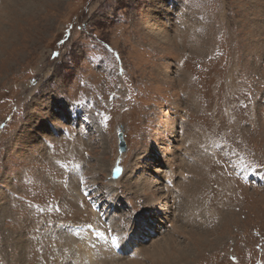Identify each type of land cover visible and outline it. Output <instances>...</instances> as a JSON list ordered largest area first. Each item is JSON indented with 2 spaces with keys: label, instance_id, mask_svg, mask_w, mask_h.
Masks as SVG:
<instances>
[{
  "label": "rangeland",
  "instance_id": "obj_1",
  "mask_svg": "<svg viewBox=\"0 0 264 264\" xmlns=\"http://www.w3.org/2000/svg\"><path fill=\"white\" fill-rule=\"evenodd\" d=\"M34 1L30 9L31 0H0V264H61L56 235L80 244L74 232L97 226L89 217L108 171L126 161L121 176L132 173L145 193L165 164L144 159L136 170L138 157L154 146L177 152L193 131L210 167L192 168L190 198L171 232L146 246L152 258L140 250V264H264V0H166L186 19L183 32L169 30L178 48L163 50L146 27L160 0ZM123 89L131 109L122 113ZM173 108L191 114L179 141L158 134L181 122ZM127 176L117 223L130 227L157 198L132 196ZM107 256L99 264L125 263Z\"/></svg>",
  "mask_w": 264,
  "mask_h": 264
},
{
  "label": "bare ground",
  "instance_id": "obj_2",
  "mask_svg": "<svg viewBox=\"0 0 264 264\" xmlns=\"http://www.w3.org/2000/svg\"><path fill=\"white\" fill-rule=\"evenodd\" d=\"M168 1L169 0H167V2ZM30 6H31L30 9L35 8L36 4L34 0H31ZM165 7H167L166 0H160L157 3V6H155L154 9L152 10L153 16L152 17L150 16V23L146 25L149 36L155 40V43L153 44H155L156 48H159L160 50H163V48H167V47L178 48V46L176 47V44L178 43L180 37L176 35L174 36L175 38L173 39V37L170 36L169 30L174 29L176 30L175 33H177V32H183L182 30L185 29L184 28L185 23L181 22L182 20L186 19L183 16V12L179 10V8H177L176 6H174L173 8L168 7V9ZM169 16H171V18L173 19V21L175 20V22H169L170 21ZM184 32L187 33V30ZM181 74L182 72L180 73V75ZM163 75L166 78H169L166 76L165 73ZM123 91L124 89L119 93V96H118V98L120 99L119 107H121L122 113L128 112V110L131 109V105H130L131 102L129 100L130 96L129 97L123 96L122 95L124 94ZM179 91H180V95L181 93L185 92L184 90L183 92L181 90ZM125 94L130 95V93L126 91H125ZM111 97H113L112 94L110 95V98ZM187 98L188 97H185L183 98V100H187ZM192 104L194 105V103ZM125 107L127 110L122 111V109ZM173 110H174V116H178L181 122L178 121V123H176L177 121H175L176 127L173 130L168 131V133L163 131L162 133H158V134H162L163 136H167V137L177 138L180 133H183V129L185 128V123H187L186 118L190 119L191 114L190 112L185 111V110L179 111L178 108H173ZM181 113L183 116L181 115ZM149 114H148L149 115L148 117H152L155 113L152 111V113L150 112ZM91 123L93 124L94 122H91ZM176 129L177 131H175ZM122 131L124 132L123 129ZM84 135L87 136L86 133H81V137H84ZM155 135L157 134L155 133L154 136ZM182 137H185L184 140L186 141V143L189 144V146L187 147L185 143L184 147L182 148L179 147L177 149V152L169 151V150L166 152H163L159 148L160 146H154L155 139L153 136L152 137L150 136L142 137V139L148 140V141L150 138L149 144H153L154 150L157 151V148H158V151L156 153L155 151H152V152L149 151V153L145 152L147 154L144 153L142 157H138V159L136 160L137 161L136 170H138V168L141 167L140 162H142L144 159L146 161H154L156 162V165L158 166H160V164L164 162L165 167L155 168V171H153L154 172L153 178L150 180H147L149 184L146 185L145 183H143L147 187V189L145 190V193L149 192L150 195H146L144 193V190L139 188L140 185L137 186L138 182H133L134 175L132 173H130L129 176H127L126 174L127 176L126 183H128L127 185L130 187V190L133 192L135 191L142 192V193L139 192L137 195H135L134 193L130 191L129 193H131L132 196L141 198L142 197L141 195H145V197L154 195L156 196L154 198H157V200L155 201L157 203H151V205H148L151 202L150 201L151 199H150L149 200L150 202L148 204L146 203L145 205L146 210H147L146 213L144 214L142 213V215H138L137 217H135L132 225L130 227L124 228L123 230H121V224L117 223V219H120L121 215L123 214L122 209L125 207L124 202L122 200L123 196H120L118 194V190H120L121 188L120 189L118 188L120 186L122 187L123 180L126 178V176H123V175L121 176V173H116L115 171H112V172L108 171L109 173L108 186L105 188L104 196H102V198H97V203H98L97 205L99 207L96 206L95 207L96 214L89 217L90 219L92 218L96 219L97 226H92V228H89L87 226L88 228L86 230L74 232V234L77 235L78 238H80L81 240L80 244H77L72 238L62 235L61 233H58L56 235V242H60L56 257L58 258L62 255L60 257L61 264H99L101 261L107 260L106 259L108 258L107 255H110V257H112L115 260L124 261L125 263L123 264H140V262H142V260L144 259V257L140 255V250L146 247L147 245H149L152 241H154V239L156 240V239L161 238L162 235H160V233H163V232L165 233L166 230H167L166 231L167 233L169 231L171 232V230H168L167 227L169 224H173L172 223L173 218L176 216L174 213L177 210H179L178 209L179 204L183 200H187L190 198V192L189 193L187 192L186 186H189L190 183L194 181V179H196V175L193 173L192 168H194L195 165H201L202 163H204L202 167L203 169L202 172L205 175L206 174V172L204 171L205 167L206 166L210 167V163H211V161H208L209 158H207L210 156L211 152L210 151L206 152V155L205 153L203 154L204 147L200 145V142L203 139L201 138V135L198 133V131H193L191 136L188 133H185ZM177 140H175V142L178 143L179 140L178 141ZM157 141L158 140H156V143L160 142V141L159 142ZM168 141L170 144L171 141L169 139ZM199 145L201 148L199 147ZM140 146H142V144ZM192 146L194 148H192ZM125 153L123 155H125ZM157 153H160V154H157ZM213 157L215 156L213 155ZM191 159L193 162H191ZM176 163L180 165V168H177L175 166ZM119 168H122V171L124 170L123 173H125V171L128 170V165L126 164V161H124L123 165H120ZM173 171L176 173L178 172L177 174H179L175 186L172 185L170 178H169L170 173ZM165 175H167V179ZM139 182H140V179H139ZM96 184L97 183H94V185ZM189 191H191V189H189ZM157 194L159 195L157 196ZM72 198H75V197H72ZM132 198L133 197L130 196L129 199H132ZM79 200L77 204L80 208ZM65 202H64L63 210H62V212H64L63 215L67 213V210L69 213L72 212V210H70L66 206ZM84 204L86 205L85 202ZM81 210L82 212L80 214H83V212L86 213L85 209L84 211L83 209ZM74 213H77V212H74ZM132 219L133 218L130 217L128 219V222L130 223ZM156 221H157V224H156ZM109 227H111L113 230L112 234L120 236L119 247L114 248L112 246L111 237L108 235ZM97 230L104 232L105 235L108 236L107 242L104 239H100L94 234L95 231ZM36 232H38V230ZM169 240H170V237L168 238V241ZM33 241L38 251H42V249H44L42 242L40 240L34 239ZM154 247L155 246H151V248H148V247L145 248L144 254L146 255V258H152L151 255L154 252ZM21 248L23 252V247ZM181 255H184V253H182ZM50 261L53 263L54 259L51 258ZM111 261L109 260V262ZM159 261L161 262V264L165 262L164 259L159 260ZM114 262L115 261H113V264Z\"/></svg>",
  "mask_w": 264,
  "mask_h": 264
},
{
  "label": "snow or ice",
  "instance_id": "obj_3",
  "mask_svg": "<svg viewBox=\"0 0 264 264\" xmlns=\"http://www.w3.org/2000/svg\"><path fill=\"white\" fill-rule=\"evenodd\" d=\"M61 43H64V41L62 40ZM53 55H54L55 57H59V56H60V53L57 52V53H54ZM118 58H119V57H118ZM108 119H109V117H107V116H103V120H104L105 122H107ZM115 172H116V173H121V172H122V169L119 168V167H117V168H115ZM81 182H83V181H81ZM85 194L87 195V193H85ZM132 215H133V211H132V209L130 208V209H129V216H132ZM137 215H138V214H137ZM88 227H89V228H92L91 225H89ZM126 227H127V224H125L124 221H121V230H123V229L126 228ZM112 233H113V230H112L111 227H109V228H108V235L111 237V244H112V246H113L114 248H115V247H119L120 236H119V235L112 234ZM94 234H95L97 237H99L100 239H104V240L107 242V240H108V236H106L104 232L97 230V231H95Z\"/></svg>",
  "mask_w": 264,
  "mask_h": 264
},
{
  "label": "water",
  "instance_id": "obj_4",
  "mask_svg": "<svg viewBox=\"0 0 264 264\" xmlns=\"http://www.w3.org/2000/svg\"><path fill=\"white\" fill-rule=\"evenodd\" d=\"M118 140H119V153L124 154L127 151V146L124 138V132L120 131L118 134Z\"/></svg>",
  "mask_w": 264,
  "mask_h": 264
}]
</instances>
